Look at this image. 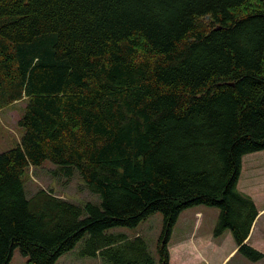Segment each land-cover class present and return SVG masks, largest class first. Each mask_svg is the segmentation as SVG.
<instances>
[{
    "label": "trees",
    "instance_id": "1",
    "mask_svg": "<svg viewBox=\"0 0 264 264\" xmlns=\"http://www.w3.org/2000/svg\"><path fill=\"white\" fill-rule=\"evenodd\" d=\"M26 97L23 134L0 152V264H55L86 236L101 264H169L185 209H218L213 236L247 242L257 209L237 184L264 150V0H0V108ZM51 162L99 201L23 176ZM162 214L157 259L108 232Z\"/></svg>",
    "mask_w": 264,
    "mask_h": 264
},
{
    "label": "rangeland",
    "instance_id": "2",
    "mask_svg": "<svg viewBox=\"0 0 264 264\" xmlns=\"http://www.w3.org/2000/svg\"><path fill=\"white\" fill-rule=\"evenodd\" d=\"M26 101V97H23L0 108V152L15 146L23 134L18 120ZM54 168L55 166L49 161L39 166H30L23 176L27 194L30 195L43 188L77 204L99 201L98 194L91 193L77 175L70 179L59 177L53 174ZM237 185L242 192L250 195L261 215L251 239L252 242L258 241L256 246H252L264 253V150L243 156ZM218 212L216 207L196 205L180 213L168 241L169 264H217L222 261L226 253L233 250L236 244L230 231H226L221 237L213 236ZM161 225L162 214L154 212L135 227H113L108 232L122 233L129 237L140 236L147 243L152 256L157 259ZM86 236L81 238L74 248L59 256L55 264H101V257L98 254L95 256L82 254V250L86 248ZM223 239L225 241L222 248L208 247L210 243L221 245ZM8 264H26V257L15 248ZM223 264H264V258L251 262L234 250L231 258Z\"/></svg>",
    "mask_w": 264,
    "mask_h": 264
},
{
    "label": "crops",
    "instance_id": "3",
    "mask_svg": "<svg viewBox=\"0 0 264 264\" xmlns=\"http://www.w3.org/2000/svg\"><path fill=\"white\" fill-rule=\"evenodd\" d=\"M238 186V185H237ZM261 217V215H260V213H258V215H257V217L255 218V220H254V223H253V226L251 227V230H250V232H249V234H248V237H247V242L249 243V244H251V245H253V246H256V243H258V241H256V242H252L253 240L251 239V237H252V235H253V231H254V227L256 226V223H257V221H258V219ZM224 241H225V239H223V242L221 243V245H216V244H208V247H211L210 249H214V248H219V247H221L222 248V244H224ZM233 250H231L230 252H228V253H226V255L224 256V258L222 259V261L220 262L219 261V263H217V264H223L228 258L230 259L231 258V255H232V253H233V251L234 250H236V245L232 248Z\"/></svg>",
    "mask_w": 264,
    "mask_h": 264
}]
</instances>
